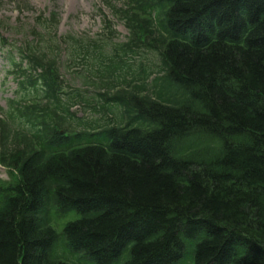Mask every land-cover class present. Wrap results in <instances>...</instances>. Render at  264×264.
I'll return each instance as SVG.
<instances>
[{
  "label": "trees",
  "instance_id": "16d2710c",
  "mask_svg": "<svg viewBox=\"0 0 264 264\" xmlns=\"http://www.w3.org/2000/svg\"><path fill=\"white\" fill-rule=\"evenodd\" d=\"M103 4L127 41L78 49L111 79L97 96L121 109L115 125L63 132L81 97H61L55 12L46 35L0 46L19 95L0 110V163L16 174L0 181V264H70L51 255L62 239L95 264H264V0ZM143 52L156 70L127 63ZM53 205L79 216L61 235Z\"/></svg>",
  "mask_w": 264,
  "mask_h": 264
},
{
  "label": "rangeland",
  "instance_id": "374dc122",
  "mask_svg": "<svg viewBox=\"0 0 264 264\" xmlns=\"http://www.w3.org/2000/svg\"><path fill=\"white\" fill-rule=\"evenodd\" d=\"M124 2L125 0H111L116 7L122 6ZM51 12L58 15V26L50 36L59 47L56 62L59 66V81L63 93L61 97L66 100L68 97L81 95L83 98V100L78 99V104L71 110L76 114V118L70 121L71 128H84V123L77 122L78 117L85 121L98 119L102 123L110 119V123L116 124L121 110L101 111L100 105L103 101H99L97 97V93H112L111 90L99 85L111 79L108 80L106 75L99 77L93 61L83 59L84 52L78 49L80 42H83V45L107 43L106 50L110 54L115 47L127 41L128 31L124 23L114 17L112 11L103 4V0H0L1 44L8 45L6 48L9 50L10 47L18 48L24 43H32L35 35H46L39 18L48 17ZM106 24L110 29L105 27ZM71 38L74 41L69 40ZM46 45L49 43L47 42ZM72 49H75L74 52H71ZM79 52L80 54L77 55ZM126 61L134 70L138 64L152 70L159 67V57L147 52L126 58ZM11 73L7 52L2 50L0 51V109L5 111L8 102L18 96ZM157 75L160 77V74ZM94 108L98 112H94ZM90 140L98 141L103 145L108 143L105 137L100 136ZM15 175L12 172L9 174L0 166V180L13 183L16 180ZM43 212L47 225L58 235H61L67 223L79 217L74 211L62 213L54 205L46 207ZM51 255L70 264H95L94 261L71 251L64 239L55 245ZM187 258H189L188 254L185 259Z\"/></svg>",
  "mask_w": 264,
  "mask_h": 264
}]
</instances>
